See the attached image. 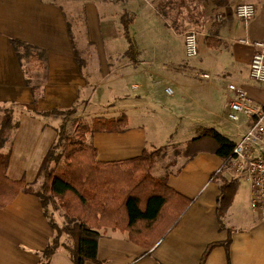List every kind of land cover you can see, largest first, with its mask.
<instances>
[{"label": "crops", "instance_id": "crops-1", "mask_svg": "<svg viewBox=\"0 0 264 264\" xmlns=\"http://www.w3.org/2000/svg\"><path fill=\"white\" fill-rule=\"evenodd\" d=\"M125 1L126 5L122 1L119 3L122 9L137 12L132 30L138 47L143 36L154 42L157 30L149 19L154 0ZM244 1L256 7L255 17L248 22L235 14L234 5ZM203 9L205 19L201 24L199 55L195 61H186L184 40L173 39L170 32L175 28L160 19L155 25L162 22L160 34L166 39L164 48L144 52L139 49L134 55L135 60H126L125 52L112 50L111 45L108 49L110 36L115 29L116 36L120 31L115 20H103L99 6L88 2L85 6L86 30L96 50L78 54L84 64L81 68L62 8L42 0H0V105L14 106L13 119L17 124L11 147L2 150L3 153L11 152L8 176L13 180L23 179L28 184L40 183L39 172L46 155L58 140L62 120L58 116L38 113L68 110L80 101L87 111L91 106L100 107L95 118H128V127L123 132L88 135V143L96 147L100 162L132 159L141 156L145 150L161 148V136L159 133L150 135L145 123H157L159 132L174 122L172 130L177 128L178 132L175 135L173 132L170 137L175 138V143L187 138L184 145L207 128H214L237 142L245 128L227 120L234 98L228 86H242L258 103L264 104V84H256L250 79V63L256 49L241 42L264 43V0H204ZM142 10L148 11V17L147 11L144 12V23L138 26L142 15L138 12ZM194 11L191 9L189 15L193 16ZM214 13L222 18L217 20ZM146 21H149L150 29L145 25ZM207 37L219 39L226 45L209 48ZM13 39L48 51V78L41 85L43 95H39L36 105L32 104V89L26 84L27 76L11 45ZM28 66L35 67L34 64ZM204 74L209 78H204ZM168 88L172 89V94L166 92ZM76 115L82 117L85 114H80L77 109ZM4 118V111L0 110V126ZM133 118L140 122L132 123ZM161 162L155 176V161L152 175L167 177V185L178 194L195 200L194 204L148 254L145 248L130 241L127 232L101 229L98 261L86 264H200L208 246L226 241L230 229L233 230L230 262L224 246H218L206 264H264L262 215L254 213L244 225H237L242 220V217L237 222L232 220V214L239 216L235 209L237 193L223 219L225 228L222 229L218 221L220 181L210 179L224 166L220 157L200 153L192 160L178 157L165 166ZM230 175H233L230 171L223 172L228 180H232ZM239 183L241 187L242 183ZM60 211L52 209L51 213L62 227L66 222L60 217ZM54 237L55 232L44 215L38 196L21 192L11 205L0 209V264H40L42 252ZM62 242L73 244L67 235L62 237ZM50 264L74 262L69 251L60 247Z\"/></svg>", "mask_w": 264, "mask_h": 264}, {"label": "trees", "instance_id": "trees-1", "mask_svg": "<svg viewBox=\"0 0 264 264\" xmlns=\"http://www.w3.org/2000/svg\"><path fill=\"white\" fill-rule=\"evenodd\" d=\"M160 15L164 18L170 16L164 11ZM128 24L126 23V27ZM68 29L79 65L83 68L84 64L79 59L73 41L70 22ZM206 41L212 49L226 45L213 37H207ZM10 42L27 76L26 84L32 89V104L36 105L39 95H43L41 85L48 78V51L17 39ZM130 46L136 49V41L130 42ZM29 64L35 65L38 75L31 74L27 67ZM35 79L38 80L36 84L33 83ZM76 112L74 105L68 110L55 109L38 113L43 116L63 115V120L58 131V140L46 155L38 175L39 180L43 178V182L36 188L37 182L28 184L23 179L13 180L8 176L11 152L3 153L2 150L6 146L11 147L12 134L17 124L13 119L14 106L5 110V118L0 126V209L11 205L21 192L40 198L44 215L55 232L54 239L42 252L40 264H50L60 247L69 251L74 264L97 262L100 230L103 228L127 232L130 241L145 248L148 254L178 225L195 200L171 189L167 185V177L155 178L152 175L159 150H145L141 156L123 161L97 160V149L88 143V135L123 132L128 127L126 116L119 119L95 118L90 123H79L74 136H70L66 127L69 118ZM234 146V141L214 128H207L188 142L183 150V156L188 160L194 159L200 153H211L224 161L223 168L210 179L212 182L220 181L217 217L222 229L225 228L223 219L240 187L237 179L228 180L223 176ZM56 201L67 218L62 227L55 222L50 212V205ZM232 232L231 229L228 231L226 241L210 244L200 264H206L211 252L218 246H224L230 262ZM64 235L73 244L62 242Z\"/></svg>", "mask_w": 264, "mask_h": 264}, {"label": "rangeland", "instance_id": "rangeland-1", "mask_svg": "<svg viewBox=\"0 0 264 264\" xmlns=\"http://www.w3.org/2000/svg\"><path fill=\"white\" fill-rule=\"evenodd\" d=\"M42 1L55 4L65 11L67 20L71 24L73 41L76 45L78 53L85 51V50H89V51L96 50L95 45L90 42L88 35H87L86 12H85V6L88 2L96 3L99 6V11H100V15L102 19L105 21L114 19L120 30L118 36H116V29L113 35L110 36L111 42H108V49L110 48V45H111L112 50H115V51L118 50L120 52H125L126 60L134 59V55L138 53L139 49L144 52L148 49L161 50L164 48L166 39L164 38L162 34H160V29H162V22L167 21L170 25L172 24L173 28H175L176 31L173 30L170 32L174 36L173 39H178V40L183 39L184 40L186 33L189 31L194 30V31H197L199 34L200 30H202L201 24L203 23L205 19L204 11H203L204 10L203 9L204 0H193V1L173 0L175 3H172L171 2L172 0L171 1L162 0L161 2L159 0L158 1L154 0L152 4L153 6L151 8L152 10H150L149 19L153 21L154 28L157 30V32L154 33L155 41L154 42H152V40L149 41L148 37L143 36V39H141V45L138 47V44H137V48L135 49L130 46V42L136 41L134 32L132 30V26L136 20L137 12L136 10L131 11V10L122 9V7L119 6L120 5L119 3H121L122 1V3H125L126 5L127 2L125 0H42ZM245 3L252 4L251 2H248V1H244L239 4H245ZM239 4H236L234 6L237 7ZM191 9H195L193 16L189 15ZM146 11L147 10H142L138 12L139 14H142L140 16V20L138 21V26L141 25L142 22L144 23L145 17L143 15H145L144 12ZM162 11L170 14V16L166 18L163 17L164 19L162 17L160 18L161 16L160 12ZM202 11H203V14H202ZM146 15L148 17V11ZM155 15L157 17H154ZM194 16H195V19H194ZM214 16L216 17L217 20L222 18L221 15L217 17L215 13H214ZM153 17H154V20H153ZM159 19L162 22L159 21V24L155 25V22L158 21ZM126 23H129L127 27H126ZM178 23L181 25L179 26ZM145 25L149 28V25H150L149 21H146ZM174 25H178V27ZM180 30L181 31L184 30V32L177 33V31L180 32ZM196 58L197 57L191 58V59L186 58L187 59L186 61H189L191 63L195 61ZM28 69L31 70L32 75L39 74V71L36 69V67L32 68V66H28ZM33 83L34 84L38 83V80L35 79ZM170 98H173V97H170ZM82 104H83L82 101H80L75 107H76V110L77 109L79 110L80 114L84 112L85 115L81 117V116L74 114L69 118V121L67 123L66 132L70 136H74L76 127L79 123H90L95 118L94 116L98 114V109L100 108L99 106H91L88 112L87 108H85V106ZM10 107L13 108V106H7V105L1 106L0 105V110L4 111V114H5V110ZM56 116H58V118L63 120V115H56ZM138 122L140 121H137L134 118L132 119V123L137 124ZM156 124L157 123H153V124L145 123V125L148 126L150 135H155L156 133H159L158 136H161L160 141H162V147L157 149L160 152L156 160L155 172H154L155 176L158 175L157 165L159 164L160 161H162L161 165L165 166V165H169V163L172 160L177 159L178 157H184L183 156V150L185 147L184 142L187 140V138H183L181 142L175 143L176 142L175 138H173L174 140L171 139L170 135H172L173 132H174V135L178 132L177 128L172 130L173 129L172 124H175L174 122H172L170 127H168L165 131L159 130V132L156 129V126H157ZM227 172H229L228 169H227ZM233 175H230L231 179L239 180L242 183V185L238 192V202L235 208L236 211L239 212V216H238V213L232 214V220H234V222H237L240 219L239 217H242V220L240 219L237 225L239 224L244 225V223H246V220H250V217L254 216V212L251 210V206H250V198H251L250 184L247 180H245V178L237 177ZM42 182H43V178L40 180V183L36 185L35 187L38 188V186H40ZM240 201H243L242 204L240 203ZM52 209L61 210L62 212L61 211L59 212L60 217L61 216L64 217L65 222L67 221L66 215L64 214L65 211L61 208L58 201L50 205V212H52ZM55 218H57V221L61 223L60 219H58L57 216Z\"/></svg>", "mask_w": 264, "mask_h": 264}, {"label": "built area", "instance_id": "built-area-1", "mask_svg": "<svg viewBox=\"0 0 264 264\" xmlns=\"http://www.w3.org/2000/svg\"><path fill=\"white\" fill-rule=\"evenodd\" d=\"M236 16L248 22L256 15L253 4H239ZM246 45H253L255 53L250 63V79L259 85L264 84V43L242 40ZM185 55L195 58L199 55V34L189 31L184 38ZM204 78L209 75L204 74ZM229 91L234 95L227 114V120L245 128L240 139L235 142L228 171L237 177L245 178L251 186V210L264 217V104L258 103L242 86L230 84ZM172 94V89L166 90Z\"/></svg>", "mask_w": 264, "mask_h": 264}]
</instances>
